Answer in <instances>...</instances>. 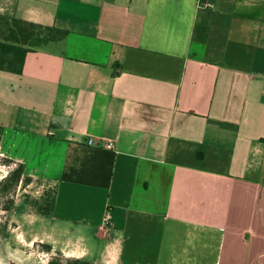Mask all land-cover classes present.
Here are the masks:
<instances>
[{"label": "crops", "instance_id": "1", "mask_svg": "<svg viewBox=\"0 0 264 264\" xmlns=\"http://www.w3.org/2000/svg\"><path fill=\"white\" fill-rule=\"evenodd\" d=\"M0 13L66 32L0 70V151L53 186L31 244L90 264H264V0Z\"/></svg>", "mask_w": 264, "mask_h": 264}, {"label": "rangeland", "instance_id": "2", "mask_svg": "<svg viewBox=\"0 0 264 264\" xmlns=\"http://www.w3.org/2000/svg\"><path fill=\"white\" fill-rule=\"evenodd\" d=\"M18 164L21 163L6 158L1 149L0 183ZM49 193H53V186L36 178H31L28 184L20 182L13 192L0 193V264H47L54 257L68 259L56 251L47 252L40 243L31 244L27 236L29 227L25 226L26 221L32 218V214H37L36 202Z\"/></svg>", "mask_w": 264, "mask_h": 264}, {"label": "trees", "instance_id": "3", "mask_svg": "<svg viewBox=\"0 0 264 264\" xmlns=\"http://www.w3.org/2000/svg\"><path fill=\"white\" fill-rule=\"evenodd\" d=\"M65 34V31L54 27L42 26L0 13V70L20 74L28 52L41 48L52 40L60 39ZM1 131L2 127H0V135ZM30 181L31 177L24 175L23 165L18 164L8 178L0 183V193L13 192L20 182L28 184ZM36 206L37 214H50L54 207L53 193L46 194L40 202H36ZM41 245L47 252L51 251L49 245ZM47 264H90V262L76 258L63 260L54 257Z\"/></svg>", "mask_w": 264, "mask_h": 264}, {"label": "built area", "instance_id": "4", "mask_svg": "<svg viewBox=\"0 0 264 264\" xmlns=\"http://www.w3.org/2000/svg\"><path fill=\"white\" fill-rule=\"evenodd\" d=\"M107 146H108V148H111L112 144H111V143H108ZM110 218H111V215H110L109 213H107V214L105 215V217H104L105 222L109 221Z\"/></svg>", "mask_w": 264, "mask_h": 264}]
</instances>
